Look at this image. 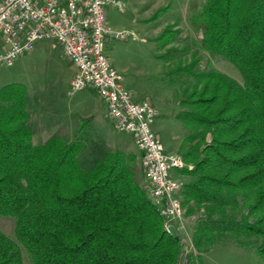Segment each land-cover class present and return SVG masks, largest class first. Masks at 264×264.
<instances>
[{"label": "trees", "instance_id": "1", "mask_svg": "<svg viewBox=\"0 0 264 264\" xmlns=\"http://www.w3.org/2000/svg\"><path fill=\"white\" fill-rule=\"evenodd\" d=\"M194 22L200 47L243 81L196 60L176 71L186 78L180 151L193 166L181 201L198 214L188 264L230 238L255 243L264 261V0H205ZM29 118L24 100L1 93L0 216L16 226L15 238L0 228V264H25V254L31 264H181L183 240L139 182L134 154L86 167L82 135L36 143Z\"/></svg>", "mask_w": 264, "mask_h": 264}, {"label": "rangeland", "instance_id": "2", "mask_svg": "<svg viewBox=\"0 0 264 264\" xmlns=\"http://www.w3.org/2000/svg\"><path fill=\"white\" fill-rule=\"evenodd\" d=\"M124 1L125 11L114 5L107 7L108 25L115 31H133L136 35L108 39L106 53L134 97L149 100L157 108L154 129L166 151L183 156L180 147L187 131L177 114L183 108L186 78L179 76L177 69L196 60V68L200 70L216 68L240 82L242 74L229 59L211 55L200 47L201 31L194 26V20L199 17L205 0ZM74 69L61 45L40 40L32 52L20 56L12 66L0 65V97L1 93L11 92L15 100L25 101L30 114L28 124L35 133L36 143H45L54 135L68 140L82 135L87 145L80 159L86 167L114 150L134 154L138 180L150 191L138 145L132 135L115 129L98 93L90 87L69 95ZM85 108L93 113L87 114ZM189 181H181L180 201L184 185ZM182 208V219L172 220L170 226L176 227L183 240L181 264H188V254L193 251L192 227L198 214L187 216L186 208L183 205ZM15 226L12 217L0 216V228L13 238ZM200 255L204 264H264L255 252V243L239 246L232 238ZM25 264H31L27 254Z\"/></svg>", "mask_w": 264, "mask_h": 264}, {"label": "built area", "instance_id": "3", "mask_svg": "<svg viewBox=\"0 0 264 264\" xmlns=\"http://www.w3.org/2000/svg\"><path fill=\"white\" fill-rule=\"evenodd\" d=\"M110 5L126 9L124 0H0V65L12 66L40 40L61 45L76 67L69 94L98 88L115 129L132 135L144 151L150 195L165 205L168 229L172 220L182 219L184 214L178 201L183 184L173 171L191 170L193 166L182 155L166 151L154 129L157 108L149 100L135 99L109 59L105 50L108 39L136 35L109 27L106 8Z\"/></svg>", "mask_w": 264, "mask_h": 264}, {"label": "bare ground", "instance_id": "4", "mask_svg": "<svg viewBox=\"0 0 264 264\" xmlns=\"http://www.w3.org/2000/svg\"><path fill=\"white\" fill-rule=\"evenodd\" d=\"M93 89H94V90L96 91V93H98V95L100 96V91H99V89H98V88H93ZM111 121H112V123H113V125H114V120L111 119ZM139 149H140V148H139ZM140 152H142V154H143V156H142V165H143V168H144V167H145L144 151H142V150L140 149ZM147 183H148V182H147ZM145 187H146V186H145ZM149 193H150V191H149ZM151 197H152V200H153L154 204L159 208L160 213H161L163 216H165L166 219H167L165 205H163V203L161 202V200H159L158 198H154L152 195H151ZM178 201H179V207L182 208V203H181V201H180L179 198H178ZM166 226H167V222H166Z\"/></svg>", "mask_w": 264, "mask_h": 264}, {"label": "crops", "instance_id": "5", "mask_svg": "<svg viewBox=\"0 0 264 264\" xmlns=\"http://www.w3.org/2000/svg\"><path fill=\"white\" fill-rule=\"evenodd\" d=\"M111 6V5H110ZM108 7V6H107ZM107 9V8H106ZM110 27V26H109ZM76 75V67L74 69V72L72 73V76L74 77ZM70 95V94H69ZM136 99V98H135ZM137 100V99H136ZM137 101H140V100H137ZM86 110V113H91L92 111H90L88 108H85ZM93 113V112H92ZM157 122V121H156ZM169 152H174V151H169ZM173 176L178 179V180H181V181H185L187 179H190L186 174H184L183 172L181 171H178V172H174L173 171Z\"/></svg>", "mask_w": 264, "mask_h": 264}, {"label": "water", "instance_id": "6", "mask_svg": "<svg viewBox=\"0 0 264 264\" xmlns=\"http://www.w3.org/2000/svg\"><path fill=\"white\" fill-rule=\"evenodd\" d=\"M168 231H169V233L172 235V236H174L176 239H179V235H178V232H177V229H176V227L175 226H170L169 228H168Z\"/></svg>", "mask_w": 264, "mask_h": 264}]
</instances>
